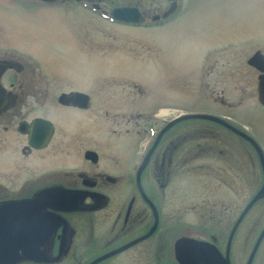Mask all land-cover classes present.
<instances>
[{"label":"flooded vegetation","instance_id":"af4514ba","mask_svg":"<svg viewBox=\"0 0 264 264\" xmlns=\"http://www.w3.org/2000/svg\"><path fill=\"white\" fill-rule=\"evenodd\" d=\"M21 3L63 16L84 10L121 26L131 24L109 18L111 11L135 8L142 18L135 27L168 22L179 9L178 0H0L1 7ZM91 20L77 17L70 25L82 51L91 41ZM3 27L0 21V225L4 244L19 248L14 264H182L175 250L182 239L215 249L226 264H264V192L255 198L264 182L259 156L264 157V141L237 115L251 104L264 111L257 99L259 72L247 63L256 51L264 58V49L244 59L238 51L245 67L256 71L254 91L245 67L224 63L220 71L202 64L196 116L154 112L164 122L143 160L133 143L123 153L119 144L105 143L106 128L93 127L105 124L109 112L112 121L133 117L124 108L133 106L130 91L114 99L108 90L60 92L86 94L83 107L61 104L59 95L49 101L37 66L9 55ZM207 56L213 62L219 54ZM53 99L55 108L71 111L63 133L44 111ZM38 118L53 126L45 145H40L45 130L33 122ZM74 118L90 122L80 127ZM260 124L264 133V115ZM192 172L194 200L168 191ZM193 227L205 232L182 236Z\"/></svg>","mask_w":264,"mask_h":264},{"label":"rangeland","instance_id":"374dc122","mask_svg":"<svg viewBox=\"0 0 264 264\" xmlns=\"http://www.w3.org/2000/svg\"><path fill=\"white\" fill-rule=\"evenodd\" d=\"M178 7L170 21L151 27L101 21L79 9L63 16L55 9L30 6L29 3L0 6V21L4 25L9 55L21 63L37 66V78L49 86L45 94L49 101L68 90L96 92L94 95H105L108 90L107 95L113 99L130 91L133 106L124 108L133 111V117L112 121L109 112L105 124L102 120L93 127L106 128L105 143L119 144L123 153L127 150L126 144L133 143L132 150L139 151L143 159L164 122L154 118V112L160 108H168L172 114L197 112L201 101L198 79L202 64V69L206 68L205 64H210L211 69L223 71L225 65L221 64L224 63L237 64L242 69L246 63L239 58L238 51L241 50L244 59L254 49H264V0H178ZM77 17L80 21L92 18L91 41L86 42V51L79 47V38L70 27ZM213 52L219 57L209 62L207 55ZM233 53L237 55L235 60L231 56ZM244 70L250 73L254 91L256 71L246 67ZM54 101L52 105L46 104L44 111L49 112L48 117L55 122L58 133H63L69 127L71 111L55 108ZM262 110L251 104L237 115L253 126L264 141L260 124L264 115ZM109 111L116 113L121 109ZM73 121L81 122V119L74 118ZM88 122L83 120L80 127L83 124L87 127ZM112 129H116L113 135L110 134ZM108 149L109 146L101 147L100 151ZM195 175L192 172L185 181L174 182L168 191L184 192L186 197L194 200L197 192ZM192 221L196 220L193 218ZM204 232L193 227L182 236Z\"/></svg>","mask_w":264,"mask_h":264},{"label":"water","instance_id":"95a60500","mask_svg":"<svg viewBox=\"0 0 264 264\" xmlns=\"http://www.w3.org/2000/svg\"><path fill=\"white\" fill-rule=\"evenodd\" d=\"M175 7L173 3L167 14L170 13ZM111 19L117 22H123L125 24L138 25L142 21L141 16L135 8H115L111 11L109 16ZM247 63L253 66L259 71L258 84H257V99L259 103L264 105V58L263 55L256 51L248 59ZM87 95L82 92L60 93L58 96V102L61 104H69L70 102L79 104V106H85V99ZM189 117H195L196 114L187 115ZM39 128L45 130L43 137L40 139V145H45L51 135L53 126L50 121L42 118L35 119L33 121ZM167 126L162 130L164 131ZM260 161L264 171V157L259 152ZM264 192V182L261 190L255 196L260 198ZM260 234L258 240L262 236ZM4 227L0 225V264H14L19 256L17 251L18 247L6 246L4 244ZM30 250V249H29ZM176 256L182 264H226V261L218 254L215 249H211L209 246L191 239H182L176 245ZM106 256V255H105ZM102 258V257H101ZM100 259V258H99ZM97 259V260H99ZM96 260V261H97ZM92 264V263H91Z\"/></svg>","mask_w":264,"mask_h":264},{"label":"bare ground","instance_id":"6f19581e","mask_svg":"<svg viewBox=\"0 0 264 264\" xmlns=\"http://www.w3.org/2000/svg\"><path fill=\"white\" fill-rule=\"evenodd\" d=\"M167 112H168V110L165 109V108H162V109L160 108V110H159V113H160V114H161V113H162V114H165V113H167ZM151 143H152V142H151ZM151 143H150V144H151ZM149 146H150V145H149Z\"/></svg>","mask_w":264,"mask_h":264}]
</instances>
